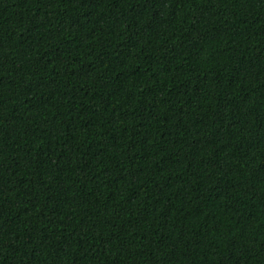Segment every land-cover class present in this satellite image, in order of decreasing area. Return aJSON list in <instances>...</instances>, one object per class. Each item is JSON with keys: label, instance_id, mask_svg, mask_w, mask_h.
Returning <instances> with one entry per match:
<instances>
[{"label": "trees", "instance_id": "trees-1", "mask_svg": "<svg viewBox=\"0 0 264 264\" xmlns=\"http://www.w3.org/2000/svg\"><path fill=\"white\" fill-rule=\"evenodd\" d=\"M0 264H264V0H0Z\"/></svg>", "mask_w": 264, "mask_h": 264}]
</instances>
